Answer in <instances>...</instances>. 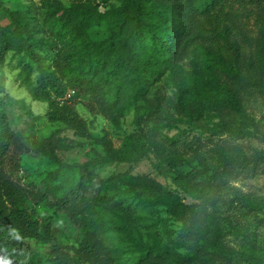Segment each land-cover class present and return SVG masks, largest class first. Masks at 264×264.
<instances>
[{"label": "trees", "instance_id": "obj_1", "mask_svg": "<svg viewBox=\"0 0 264 264\" xmlns=\"http://www.w3.org/2000/svg\"><path fill=\"white\" fill-rule=\"evenodd\" d=\"M225 10L240 15L246 23L253 19L264 40V26H259L264 0H120L119 6L104 11L99 10L96 2L66 8L51 6L47 20L52 28L87 60L83 74H71L61 58L51 62L41 54L43 43L33 40L26 14L4 7L0 0V66L10 52L23 56L28 62L21 66V75L31 98L47 105V120L65 125L93 147L85 163L65 165L56 157L51 142L38 143L35 151L47 155L56 168L39 188L17 184L5 169L12 164L18 171L16 158L27 153L28 148L12 131L0 108V264H24V240L48 246L49 264H115V255L105 244L103 234L128 227L132 214L121 202L100 194L103 183L96 169L112 164L136 165L147 158L148 149L137 137L126 138L115 148L107 135H92L72 102L87 97L91 103L86 107L99 114H105L107 107H144L153 87L194 51L201 54L206 78L216 81L208 87L200 76H194L177 86L175 106L180 116L174 126L177 133L171 140V156L183 158L187 150L177 141L196 132L208 136L227 134L237 139L249 136L237 130L228 115L215 120L210 112L236 109L238 104L228 83L234 76L224 65L226 59L236 57L238 52L230 45L233 31L224 24ZM5 20L8 24L3 25ZM32 74L34 83L30 81ZM69 92H73L71 103L66 100ZM253 159L264 160V151L257 152ZM249 161L238 151H230L222 155L220 167L213 173H221L232 162ZM154 169L160 175L170 176V171L160 166ZM116 179L146 209L174 207L172 193L160 190L148 176L119 174ZM45 200L74 221L90 218L97 229H88L71 246L58 244L50 219L40 220L34 215L32 206ZM248 208L258 210L253 205ZM102 213L111 217L106 219ZM151 254L179 264L204 257L246 264L260 262L251 254L226 251L213 242L196 244L181 257L155 244L148 253Z\"/></svg>", "mask_w": 264, "mask_h": 264}, {"label": "rangeland", "instance_id": "obj_2", "mask_svg": "<svg viewBox=\"0 0 264 264\" xmlns=\"http://www.w3.org/2000/svg\"><path fill=\"white\" fill-rule=\"evenodd\" d=\"M92 2H96L100 11L120 5V0H2L4 7L26 14L33 40L43 43L41 54L51 62L61 58L71 74H83L87 60L59 36L47 17L51 6L66 8ZM260 14L259 26H264V11ZM222 16L224 24L233 31L230 45L238 49L237 56L226 59L224 64L234 76L228 83L238 104L236 109L227 107L210 112L215 120L228 115L237 130L249 134L246 138L196 132L178 139L177 144L187 150L183 158L171 156V140L177 133L174 126L180 116L175 106L177 86L194 76H200L208 87L216 81L206 78L199 52L190 51L183 63L167 73L153 87L144 107H107L105 114H99L86 107L91 103L87 97L72 102L92 135H107L115 148H119L124 139L137 137L148 149L147 158L136 165L112 164L96 169L103 183L100 194L121 202L132 214L128 227L103 234L105 244L115 255V264H179L148 253L159 244L173 256L181 257L190 253L196 244L212 242L226 251L251 254L260 261L258 264H264V160L253 159L257 152L264 151V40L254 27L253 19L247 25L240 15L237 17L229 10ZM6 24L7 20L3 22ZM27 62L23 56L10 52L0 66V108L12 131L28 148L27 153L16 158L18 171L12 164H7L5 170L13 182L39 188L56 166L47 155L35 151L36 144L51 142L56 157L65 165L85 163L93 147L65 125L47 120V105L31 98L25 77L21 75V66ZM34 79L35 74H32L30 81L34 83ZM234 150L250 161L247 164L232 162L221 173H213L220 167L218 162L222 155ZM155 166L170 171V176L160 175ZM119 174L148 176L160 190L172 193L174 207L159 206L153 211L144 208L134 199L132 191L117 181ZM250 205L258 210L251 211ZM32 208L36 218L50 219L58 244L71 246L88 229H97L90 218L74 221L66 212L53 208L48 200ZM102 216L111 217L107 213ZM21 249L24 264L50 262L46 245L24 240ZM188 264L246 263L204 257Z\"/></svg>", "mask_w": 264, "mask_h": 264}, {"label": "built area", "instance_id": "obj_3", "mask_svg": "<svg viewBox=\"0 0 264 264\" xmlns=\"http://www.w3.org/2000/svg\"><path fill=\"white\" fill-rule=\"evenodd\" d=\"M73 94V92H69L68 94H67V96H66V98L68 97V98H70V96Z\"/></svg>", "mask_w": 264, "mask_h": 264}]
</instances>
